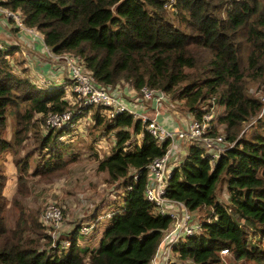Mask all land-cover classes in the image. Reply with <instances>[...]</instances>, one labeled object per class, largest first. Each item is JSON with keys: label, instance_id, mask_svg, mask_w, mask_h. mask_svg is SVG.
<instances>
[{"label": "trees", "instance_id": "obj_1", "mask_svg": "<svg viewBox=\"0 0 264 264\" xmlns=\"http://www.w3.org/2000/svg\"><path fill=\"white\" fill-rule=\"evenodd\" d=\"M0 4L20 11L25 24L39 30L53 51L80 54L85 69L102 84L161 89L198 118L223 105L210 121V132L224 134L232 144L213 161L202 142L191 141L168 180V196L183 200L192 211L208 210L201 232L176 242L173 249L178 264H264V0ZM16 49L0 47V264H150L174 221L144 192L147 164L165 151L167 141L158 142L140 118L125 111L111 117L102 105L75 111L73 118L93 108L89 133H98H92V142L114 137L108 153L93 156L103 181L121 189L119 209L109 217L96 247L91 240H80L79 234L87 233L80 228L84 218L100 219L97 211L106 198L54 239L40 218L43 209L22 198L77 160L62 138L74 128L43 125L48 112L68 105L65 86H40ZM7 155L16 176L10 200L4 194ZM225 248L231 260L222 256Z\"/></svg>", "mask_w": 264, "mask_h": 264}, {"label": "built area", "instance_id": "obj_2", "mask_svg": "<svg viewBox=\"0 0 264 264\" xmlns=\"http://www.w3.org/2000/svg\"><path fill=\"white\" fill-rule=\"evenodd\" d=\"M0 13L5 19L9 20L14 27L24 31L33 38H40L43 40V34L39 30L25 24L20 11L0 4ZM0 47L7 48V45H4L0 40ZM44 49L55 61H59L63 64L62 69L67 70L68 82L64 84V86L66 92L70 91V93H66L65 97L68 100V105L63 110H54L46 114L43 122L45 127L61 126L64 124L75 127L77 122V120L73 118L75 111L79 112L82 106L102 105L105 107L103 113L110 117L117 112L125 111L134 117L140 118L144 123L145 129L153 135L158 142L167 141L165 151L154 157L147 164V182L144 192L146 198L154 203L160 213L170 215L174 221L166 230L156 249V252L158 248L162 250V263H157L155 261V252L150 264H178L175 252L173 254L174 244L186 236L200 233L204 218L200 219V217L193 214V211L188 208L183 200L168 196L166 194V187L174 167L182 161V159L177 157L181 142H202L210 153L213 161L232 144L226 143L224 134L210 132V121L215 117V106L206 110L200 118L193 116L189 121H185V126L174 129L168 128L158 122L157 119V114L160 112L167 99L165 91L144 85L140 90H135L131 86H128L127 92L130 94L125 93L122 88L118 86L98 82L97 79L85 69L80 54L69 51L55 52L50 46L45 44V42ZM19 51L24 56L25 64L30 68L32 76L35 77L34 80L43 87L51 85L50 80L34 67V60L30 59L27 52L22 47H19ZM58 83L62 84L63 82H53L52 85H57ZM66 87L68 88L66 89ZM131 92H133V94H131ZM128 96H132V104L131 98ZM262 99L264 100V95ZM147 104L150 105L153 111L152 114L146 110ZM112 138L114 137L112 136ZM121 202H123V200ZM64 207L63 204L56 200H52L45 205L40 215L42 222L50 226L52 237L63 224ZM118 209L119 208H116L104 213L103 217H111ZM100 217L102 216H99L98 219ZM208 220H211V217H208ZM94 225L95 220L92 222H85L82 224L80 230L82 232H88ZM62 244L67 245L68 241L65 240ZM226 252H228L227 248L222 249V253Z\"/></svg>", "mask_w": 264, "mask_h": 264}, {"label": "rangeland", "instance_id": "obj_3", "mask_svg": "<svg viewBox=\"0 0 264 264\" xmlns=\"http://www.w3.org/2000/svg\"><path fill=\"white\" fill-rule=\"evenodd\" d=\"M16 40L17 38L13 37L12 42H16ZM52 86L53 85L51 84L45 87L52 88ZM67 88L68 87H66V89ZM67 92L70 93V91ZM166 101V106L171 105V107L180 110L186 109L183 107L181 101L173 98L171 94H167ZM223 109V105H216L214 118H216L223 111ZM92 111L94 112L93 108H90L82 113H76L74 116V120H77L76 130L75 127H73V130L69 131L62 137L65 141H67L66 143L69 144L70 153L78 155L77 160L69 166V170L67 172L60 174L51 180H41L33 187L31 192L25 198H22V200L25 204H38L41 210L44 209L45 205L52 200H56L65 206L63 224L53 236L54 239H57L59 237L58 234L61 231L71 227V223L75 218L87 216L86 210L89 211L102 198H106V201L100 205L97 211L98 217H102L95 221V226L86 234H79L80 240H91L94 244L93 247H96L102 230L110 220V218H105L103 215L104 213L118 207L116 206V203L119 201L121 189H116L115 184L107 185V183L103 181L102 173L95 171L96 161L93 156L95 154L94 152H96L99 156L108 153L110 151V147L113 145V138L111 134L105 137L99 136L92 142V133H98L97 129H93V131L89 133L90 130L88 123H90ZM253 121L254 120L252 119L251 121L245 123V129H249ZM10 131L11 125L9 124L5 132L7 137L10 135ZM184 156V146L183 148L181 146V149H179L177 153V157L183 159ZM5 161L7 165L6 172L8 178L4 188V194L6 195L7 200H10L15 191V166L13 165L11 155H7V157H5ZM224 192L222 191L221 195H224ZM115 199L117 201H115ZM193 214L201 218H206L208 210H195L193 211ZM84 219L86 222L93 221V219ZM249 230H252V228L250 227ZM222 256L231 260L230 251L223 253Z\"/></svg>", "mask_w": 264, "mask_h": 264}, {"label": "crops", "instance_id": "obj_4", "mask_svg": "<svg viewBox=\"0 0 264 264\" xmlns=\"http://www.w3.org/2000/svg\"><path fill=\"white\" fill-rule=\"evenodd\" d=\"M13 37L17 38L16 42H12ZM0 40L4 45H15L17 49L15 51V55L23 58L24 56L19 51V47H22L30 57V59L34 60V67L42 72L49 80L50 84L53 82H63L62 84L58 83L55 86H63L68 82L67 79V70L62 69V63L59 61H55L54 58L50 57L46 50L44 49V42L40 38H33L32 36L27 35L24 31L16 28L10 23L9 20L5 19L4 16L0 13ZM17 53V54H16ZM21 55V56H20ZM31 71V70H30ZM32 76V74H31ZM34 79L35 77L32 76ZM37 82V81H36ZM125 93H128V86L122 88ZM66 92V91H65ZM67 93V92H66ZM130 94V93H128ZM133 94V92H131ZM66 95V94H65ZM131 98V104L133 102L132 96H128ZM167 101L164 102L160 112L157 114L158 122L165 125L168 128H178L186 125V122L189 121L194 115L189 110H180L171 105L166 106ZM148 112L152 114V109L150 105L147 104L146 107ZM186 121V122H185ZM190 142H181V146H184V152L187 153L188 144ZM103 156V155H102ZM96 166V162H95ZM82 244H86V242H82ZM162 250L158 248L154 258L157 263H162ZM174 254V251H173Z\"/></svg>", "mask_w": 264, "mask_h": 264}]
</instances>
